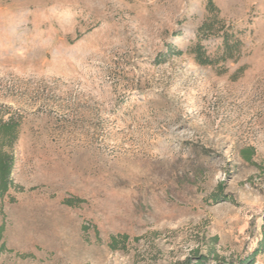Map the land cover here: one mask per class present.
I'll return each mask as SVG.
<instances>
[{
    "label": "rangeland",
    "instance_id": "374dc122",
    "mask_svg": "<svg viewBox=\"0 0 264 264\" xmlns=\"http://www.w3.org/2000/svg\"><path fill=\"white\" fill-rule=\"evenodd\" d=\"M210 1L243 43L237 62L186 52ZM202 44L214 56L221 39ZM168 45L185 53L159 63ZM0 116L21 122L0 264L235 261L257 248L264 0H0ZM219 185L232 201L211 200Z\"/></svg>",
    "mask_w": 264,
    "mask_h": 264
},
{
    "label": "trees",
    "instance_id": "16d2710c",
    "mask_svg": "<svg viewBox=\"0 0 264 264\" xmlns=\"http://www.w3.org/2000/svg\"><path fill=\"white\" fill-rule=\"evenodd\" d=\"M207 11L208 16L197 30V42L190 46L186 52L194 56L196 63L200 66L218 67L221 64L225 66L229 61L237 62L242 54L243 43L241 39H239L233 32V28L228 26L226 21L220 17V11L212 1L208 2ZM215 38L221 39V45L218 48L216 55L211 56L208 54L202 43ZM184 53V50L173 45H168L166 53L160 55L158 59L160 61L158 62L163 63L173 56L179 57ZM222 68L224 69V67ZM243 71L244 68L239 69L232 76L233 80H237ZM20 132V120L15 117H10L8 120H4V118L0 116V199H3L13 188L16 187L12 177L15 167L13 149L18 142ZM253 155L254 150L252 148L242 151V158L246 162H252ZM210 198L216 203L232 201V199L225 194L223 185H219ZM67 204L73 206L75 203L73 201H67ZM2 231L3 228L0 227V238L2 236ZM120 238L126 241L128 236L123 235ZM118 243L119 241L117 237H112L110 241L111 249L117 250ZM263 253L264 215L261 239L257 248L251 254L233 261L221 257L214 250H211L207 254H201L199 250H194L190 256L180 264H255L257 257Z\"/></svg>",
    "mask_w": 264,
    "mask_h": 264
}]
</instances>
